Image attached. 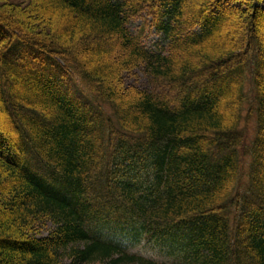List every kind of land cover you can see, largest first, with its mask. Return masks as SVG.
<instances>
[{
    "label": "trees",
    "instance_id": "16d2710c",
    "mask_svg": "<svg viewBox=\"0 0 264 264\" xmlns=\"http://www.w3.org/2000/svg\"><path fill=\"white\" fill-rule=\"evenodd\" d=\"M0 116V264H264V0H0Z\"/></svg>",
    "mask_w": 264,
    "mask_h": 264
},
{
    "label": "rangeland",
    "instance_id": "374dc122",
    "mask_svg": "<svg viewBox=\"0 0 264 264\" xmlns=\"http://www.w3.org/2000/svg\"><path fill=\"white\" fill-rule=\"evenodd\" d=\"M138 23H135L131 26L132 29H134ZM165 45V39L162 35L156 34L154 31H151L149 34H147V38L145 40V46L146 48L151 52H158V49H161ZM1 120V116H0ZM242 128L245 134L246 141H249L255 131V119L254 117H249L244 122H242ZM246 160V159H245ZM246 166V164H245ZM116 217V218H115ZM109 219H104L101 221H97L92 227L93 231L100 236L101 239L106 240L107 236L112 233L110 231L113 229V223H122V219H119L118 216H115ZM124 220L125 217H121ZM117 232H120V229H116ZM47 233L44 232L43 236H45ZM128 235L129 230H128ZM127 237V236H126ZM124 238V237H123ZM120 238V236H117V240L123 241L122 245L126 247V249L129 252L139 254L145 258L153 259L158 264H161L163 262H171L169 257V254L167 250L162 247V244H157L158 242H154L153 239L141 237L138 239H132L127 237L126 239ZM95 264H103V263H95Z\"/></svg>",
    "mask_w": 264,
    "mask_h": 264
}]
</instances>
